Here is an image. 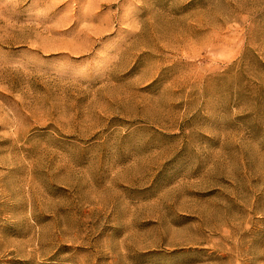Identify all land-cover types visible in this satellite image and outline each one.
<instances>
[{"label":"rangeland","instance_id":"obj_1","mask_svg":"<svg viewBox=\"0 0 264 264\" xmlns=\"http://www.w3.org/2000/svg\"><path fill=\"white\" fill-rule=\"evenodd\" d=\"M0 264H264V0H0Z\"/></svg>","mask_w":264,"mask_h":264}]
</instances>
